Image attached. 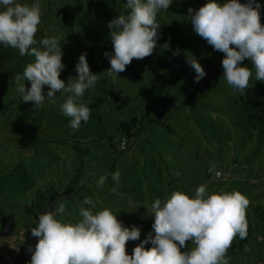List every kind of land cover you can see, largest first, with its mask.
Returning <instances> with one entry per match:
<instances>
[{
    "label": "rangeland",
    "instance_id": "rangeland-1",
    "mask_svg": "<svg viewBox=\"0 0 264 264\" xmlns=\"http://www.w3.org/2000/svg\"><path fill=\"white\" fill-rule=\"evenodd\" d=\"M39 2L43 15L36 39L63 38L66 67L60 78L75 77L79 56L87 53L100 79L83 99L87 105L98 96L103 101L74 132L60 110L68 93L58 92L54 104L45 101L40 109L23 102L15 76L34 58L0 45V229L2 217L13 216L11 234L0 235V241L15 236L13 244L20 245L15 264H29V247L37 243L28 227L35 217L24 210L37 196L46 211L64 202V215L71 214L73 221L86 196L97 201V209L111 207L126 227L141 229L140 240L126 244L131 254L152 231V202L175 190L194 193L201 184L210 194L223 189L248 196V237L230 248L228 257L230 264H264V241L257 239L264 237V83L253 78L245 96L227 85L224 54L197 35L189 19L188 9H199L207 0H173L169 10H161L153 54L133 59L117 76L107 74L110 63L104 53L114 51L108 22L126 12V0ZM166 42L169 48L164 49ZM186 53L206 72L199 83ZM243 64L251 66L247 60ZM134 116L138 124L131 136L117 129ZM116 171L118 183L112 176ZM101 175L107 180L98 189Z\"/></svg>",
    "mask_w": 264,
    "mask_h": 264
},
{
    "label": "clouds",
    "instance_id": "clouds-1",
    "mask_svg": "<svg viewBox=\"0 0 264 264\" xmlns=\"http://www.w3.org/2000/svg\"><path fill=\"white\" fill-rule=\"evenodd\" d=\"M172 4L173 0H126V12L108 22L114 50L104 53L110 63L109 76L126 71L133 59L153 54L160 38L157 15ZM259 9L257 0H207L199 9H188L195 33L224 54L223 78L233 93L241 96H245L253 78L264 83V24ZM42 15L39 0L30 4L0 0V45L18 50L21 57L34 58L22 74L15 76L22 101L40 109L45 101L54 104L58 92L68 93L60 110L69 118V127L79 131L92 111L84 95L100 76L91 71L87 53H82L75 66L77 75L67 82L60 78L66 67L62 61L63 38L36 39ZM161 47L167 49L169 45L166 42ZM173 54H179V50ZM186 58L199 83L206 76L204 68L194 55L186 53ZM245 60L251 66L244 65ZM112 176L118 183L119 171ZM106 180L107 175H101L97 188H103ZM250 203L238 190L221 189L210 194L203 184L194 193L172 191L165 199L152 202V231L129 254L126 244L140 240L139 227H126L117 219L118 212L109 206L97 209V201L87 196L78 208L79 219L73 221L71 214L64 215L67 209L60 202L54 211L39 215L31 228L37 243L29 247V264H230L228 250L233 241L248 237ZM257 239L264 241V237ZM189 241L191 247L186 243Z\"/></svg>",
    "mask_w": 264,
    "mask_h": 264
},
{
    "label": "trees",
    "instance_id": "trees-1",
    "mask_svg": "<svg viewBox=\"0 0 264 264\" xmlns=\"http://www.w3.org/2000/svg\"><path fill=\"white\" fill-rule=\"evenodd\" d=\"M241 2H244V0H241ZM257 3L260 5V15H261V23L264 24V0H257ZM103 101V97L102 96H98L95 100H93L92 102H90L88 104V106L92 109L95 108V107H98ZM92 111H91V114H92ZM65 122H66V125L69 127V118L66 117L65 119ZM87 123H84L82 124L81 128H83ZM137 124H138V118L137 117H132L129 121L125 122V121H121L119 123V126L117 127L118 130H121L122 132H124L125 134H127L128 136H131L134 131L136 130V127H137ZM162 126H165V124L161 123ZM167 127V125H166ZM70 128V127H69ZM71 129V128H70ZM72 130V129H71ZM122 144V143H121ZM124 144H125V141H124ZM38 194V193H37ZM36 194V196H37ZM41 196V195H40ZM41 199V198H40ZM37 196V200L32 203L30 206L28 205H25L24 207V210L29 212L30 214H32L34 217H35V220H33L32 223H30L28 225V227H35L36 226V223H37V220H38V217L39 215L47 212L45 209H43L42 207V203H41V200H40ZM36 207V209H35ZM33 208V209H32ZM249 233V231H248ZM246 240V239H245ZM245 240H240L238 238L237 240V244H232L231 246V250L233 251L234 248L237 246V245H241L242 242H244Z\"/></svg>",
    "mask_w": 264,
    "mask_h": 264
},
{
    "label": "crops",
    "instance_id": "crops-1",
    "mask_svg": "<svg viewBox=\"0 0 264 264\" xmlns=\"http://www.w3.org/2000/svg\"><path fill=\"white\" fill-rule=\"evenodd\" d=\"M15 239H16L15 236H12L10 241H7V240L0 241V252H1L0 255L6 257L8 255L7 251L8 252L16 251L15 253H16V256H17L20 245L19 246L18 245L15 246V244H13V243H15ZM12 246H15V247H12Z\"/></svg>",
    "mask_w": 264,
    "mask_h": 264
},
{
    "label": "water",
    "instance_id": "water-1",
    "mask_svg": "<svg viewBox=\"0 0 264 264\" xmlns=\"http://www.w3.org/2000/svg\"><path fill=\"white\" fill-rule=\"evenodd\" d=\"M13 226V216H3L1 219V229L0 235L1 236H9L12 232Z\"/></svg>",
    "mask_w": 264,
    "mask_h": 264
},
{
    "label": "built area",
    "instance_id": "built-area-1",
    "mask_svg": "<svg viewBox=\"0 0 264 264\" xmlns=\"http://www.w3.org/2000/svg\"><path fill=\"white\" fill-rule=\"evenodd\" d=\"M122 145H124V141H122ZM16 251H7V256L0 255V264H15L16 262ZM1 253V252H0Z\"/></svg>",
    "mask_w": 264,
    "mask_h": 264
}]
</instances>
